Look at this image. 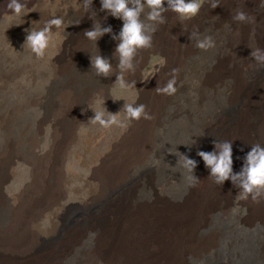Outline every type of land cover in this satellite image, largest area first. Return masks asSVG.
Listing matches in <instances>:
<instances>
[{"label": "bare ground", "instance_id": "6f19581e", "mask_svg": "<svg viewBox=\"0 0 264 264\" xmlns=\"http://www.w3.org/2000/svg\"><path fill=\"white\" fill-rule=\"evenodd\" d=\"M21 2L29 8L35 6L40 12L29 13L23 17V23L0 5V196L9 179L3 183L2 180L14 159L35 168L37 176L32 183L36 189L34 192L30 189L33 193L26 201L15 196L14 203L0 205V264H264V197L258 203L251 197L237 203L235 196L239 189L231 180L218 185L197 154L215 151V141H231L233 171L238 173L252 144L264 146V73L258 85L228 69L230 65H242L245 60L257 63L251 52L264 49V7L261 6L264 0H239L236 13L245 12L251 21L230 18L233 23L230 35L222 43L227 48L226 56L219 47L198 49L195 41L189 39L198 30L186 28L176 13L165 14L167 22L158 26L152 46L138 51L132 73L139 71L137 61H144L150 49L162 50L170 69H179L177 92L169 96L155 91L158 82L163 86L169 79L154 84L152 93L144 94L146 97L141 100L152 119L141 118L133 131L135 135L128 136L134 154L116 148L118 151L111 158L104 159L96 177L100 185L95 196L100 194L104 207L101 218L90 219L80 227H62V231L58 230L65 233L62 244L52 247L55 248L52 251L45 248L39 251L43 249L39 248L34 252L33 247L30 249L33 229L29 231V225L49 208L45 195L53 185L52 170H55L53 157L46 165L40 164L33 151L44 139L37 138L46 114L44 96L50 90H62L65 105L60 117L66 119L68 111L80 106L93 91L109 90L108 85L117 78V74L97 76L91 56L100 54L110 59L114 68L119 60L114 55L118 41L111 34L96 43L84 36L77 52V64H67L65 72L57 60L63 54L59 45L63 34L44 58L35 57L23 47L26 29L42 27L55 13L72 24L65 30L67 37H71L77 11L70 8L73 0ZM225 2L229 8L234 7L231 0ZM50 6L52 14L48 16L45 10ZM92 8L85 12V30H91L96 19L119 33L123 21L101 11V0H93ZM32 21L39 22L32 25ZM116 70L118 73L119 69ZM206 115L210 117L209 123L203 122ZM136 150L142 154L136 156ZM181 153L197 161L194 175L199 180H193L178 164ZM142 160L148 164V184H154L158 174L165 172L175 175L178 184L174 191L166 192V198L158 206L139 211L122 202L124 194L119 184L131 168L135 174L141 170ZM111 192L115 204L109 201ZM110 208L112 218L107 212ZM18 252L25 255L17 257ZM69 254L72 258L64 261Z\"/></svg>", "mask_w": 264, "mask_h": 264}, {"label": "rangeland", "instance_id": "374dc122", "mask_svg": "<svg viewBox=\"0 0 264 264\" xmlns=\"http://www.w3.org/2000/svg\"><path fill=\"white\" fill-rule=\"evenodd\" d=\"M8 2L9 0H0L1 7L8 8ZM201 2V10L194 18L181 21L178 14H176V18L184 22L186 28L197 29L203 35L213 36L216 41V48L219 47V50L226 56L227 48L222 43L230 35L229 28L233 24L230 18L232 19V16L236 14L239 0H231L234 4L233 8H229L225 0H219L221 6L215 9L210 8L207 0H201ZM45 13L48 16L52 14L51 6L46 8ZM75 20V29L69 34L71 37H67V40L59 44L63 47V54L59 55L57 60L61 62L62 72H65L67 64H77V52L83 44L84 32L87 26L83 8L77 11ZM137 65L139 67L137 73L126 72L124 74L128 84L121 85L116 83L117 78H115L108 85L109 90L106 89L103 92L93 91L91 96L84 100L80 106L68 111L66 119L60 117L65 105V97L62 90H55L54 92L50 90L44 96L46 98L44 104L46 114L43 117L44 120L41 119L43 121H41L39 135H37L38 139H41L40 136H43L44 139L42 143L40 141L38 143L40 148L37 145L33 148V151L40 164L46 165L48 159L53 157L54 164L52 163V169L55 170H52L54 176L53 185H51L45 195L49 210L46 209L43 215L39 216L40 219L37 217L36 222L33 221L30 224L31 226L29 225V231L33 229L30 231L32 235L29 233L30 240H33L30 247V249L33 247L32 252L39 250V248H43L39 251L44 250V248L52 251L55 249L52 247L62 244L65 233L58 231H62V227L69 225L80 227L90 219L101 218L104 207L101 203L100 194L98 193V196L95 197L98 185H100L99 179H97L98 169L116 151L120 149L123 151L124 149V152L132 151L134 154L135 150L134 145L130 146V138L128 136L135 135L133 131L136 129L137 121L130 119L126 112L121 111L124 104L128 103L133 106L140 104L145 99V95L149 94L148 92L152 93L151 91L156 86L154 84L161 79L172 78L169 61L162 50L150 49L144 61H137ZM230 66L228 69L231 68L230 71L234 72L235 75L245 76L244 78L260 85L259 78L263 75L264 69L259 64L245 60L242 65L234 64V66ZM132 81H136V84H130ZM94 110L104 112L105 118H107V111L109 113H119L121 111L118 115V123L105 128L99 123L91 122L90 119L95 115ZM203 122L209 123L210 117L206 115ZM59 124L60 129L58 127ZM41 132L42 135L40 134ZM56 136L59 137L56 138ZM14 142L16 143V140ZM51 151L55 153L53 154ZM141 154L142 151L136 150V156ZM141 162V170L135 174V170L131 168L123 183L119 184H122L119 187L124 194L122 202L129 207L138 208L139 211L142 209L151 210L153 207L158 206L166 198V192L174 191L178 184L177 177L167 172L158 174L154 184H148V164L144 160ZM123 166H126V161L123 162ZM57 167L58 169L56 170ZM36 176L35 168L31 164L26 165L21 159H14V163L9 164L7 167V175L2 180L3 183L9 179L2 190L0 205L14 203L15 196L19 198V201L20 198L21 201H26L30 198L35 191L34 188L36 189V185L32 183L35 181ZM115 188H118V186L116 185ZM111 193L109 201L115 204L112 196L114 193ZM112 210L110 208L107 211L110 214V218H112ZM0 236H2L1 230ZM37 238H40V240ZM35 245L36 247L39 245V247L36 248L34 247ZM24 255V253L18 252L17 257ZM71 256L72 254H69L66 258L70 257L71 259ZM70 259L63 260L68 261ZM60 264L65 263L62 262Z\"/></svg>", "mask_w": 264, "mask_h": 264}, {"label": "clouds", "instance_id": "9594fccd", "mask_svg": "<svg viewBox=\"0 0 264 264\" xmlns=\"http://www.w3.org/2000/svg\"><path fill=\"white\" fill-rule=\"evenodd\" d=\"M50 2L51 0H46V3ZM207 3L212 9L221 6L219 0H207ZM92 5L93 0H73L70 8L76 11L83 8L85 12H88L89 9L93 10ZM261 6L264 7V2H262ZM7 7L10 10V16L18 17L23 23V17L31 12L39 11L35 6L29 8L21 0H9ZM201 7V0H101V11L107 12L117 19H121L123 27L116 34L110 25L104 27L99 20L93 19L91 16L94 20L93 27L91 30H85L84 36L96 43L104 35L111 34L112 39L118 41L114 55L118 58L119 63L114 68L110 59L98 54L90 58L92 69L97 76L110 77L113 74H117L116 83L121 85L128 84L124 78V74L135 71L136 64L134 61L138 51L152 46L153 36L157 32L158 26L167 22L165 14L169 12L176 13L180 17V20L184 21L197 16ZM5 18H9V16ZM232 20L250 22L251 18L245 12L238 11L232 16ZM38 22L32 21V25ZM15 25L18 26L20 24ZM70 25L72 24L65 22L64 16L53 13L51 18L45 21L42 27L33 26L31 29H26L28 34L23 47L30 50L35 57L42 59L51 48L56 46L58 37L63 34L61 43L67 40L65 30ZM189 39L195 41V46L198 49L206 51L216 47V41L213 36L202 35L198 31L191 33ZM59 54L57 52L55 55L58 56ZM251 57L261 68H264V49H252ZM116 69H119L118 73ZM178 72L179 69L173 68L171 70L172 78L167 80L163 86L158 82L155 91L158 94L174 95L177 92ZM130 84L135 85L136 81H132ZM121 111L126 112L127 116L132 120L139 121L141 118L146 120L152 119V116L146 111L144 104L133 106L132 104L125 103ZM94 112V117L90 119L91 122L99 123L105 128L118 123L120 112L109 113L107 111V118H105L104 112L95 110ZM214 145L215 151H198L197 153L203 159L205 166L210 169V177L214 178L215 182L221 186L225 181L231 180L232 184L239 189L238 194L235 196L237 203L247 200L249 197L258 203L260 198L264 197V146L259 143L252 144L251 150L243 158L244 163L241 170L237 173L233 171L232 142L218 140L214 142ZM178 164L191 174L193 180H199L194 175L197 161L182 154V158H179ZM246 212L247 210L244 209L245 214Z\"/></svg>", "mask_w": 264, "mask_h": 264}]
</instances>
